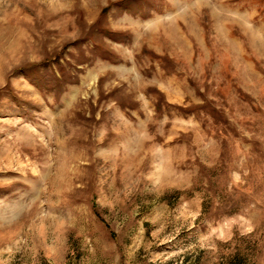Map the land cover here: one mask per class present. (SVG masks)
Returning a JSON list of instances; mask_svg holds the SVG:
<instances>
[{
  "label": "rangeland",
  "instance_id": "rangeland-1",
  "mask_svg": "<svg viewBox=\"0 0 264 264\" xmlns=\"http://www.w3.org/2000/svg\"><path fill=\"white\" fill-rule=\"evenodd\" d=\"M0 264H264V0H0Z\"/></svg>",
  "mask_w": 264,
  "mask_h": 264
}]
</instances>
